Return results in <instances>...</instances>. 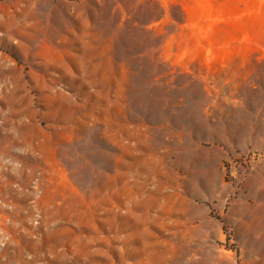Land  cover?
Here are the masks:
<instances>
[{
  "label": "rangeland",
  "instance_id": "1",
  "mask_svg": "<svg viewBox=\"0 0 264 264\" xmlns=\"http://www.w3.org/2000/svg\"><path fill=\"white\" fill-rule=\"evenodd\" d=\"M16 13L0 264H264V0Z\"/></svg>",
  "mask_w": 264,
  "mask_h": 264
},
{
  "label": "crops",
  "instance_id": "2",
  "mask_svg": "<svg viewBox=\"0 0 264 264\" xmlns=\"http://www.w3.org/2000/svg\"><path fill=\"white\" fill-rule=\"evenodd\" d=\"M22 2V0H0V33L4 35V28L8 27L11 30L17 29L18 22V14L16 13L17 6ZM35 2V0H33ZM6 16L5 19L2 20V17ZM13 48L6 47L4 50L7 54H9L12 58L18 61V57H16Z\"/></svg>",
  "mask_w": 264,
  "mask_h": 264
}]
</instances>
